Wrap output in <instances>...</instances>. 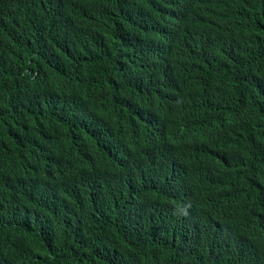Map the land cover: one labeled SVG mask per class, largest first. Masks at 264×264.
Wrapping results in <instances>:
<instances>
[{"label":"trees","instance_id":"16d2710c","mask_svg":"<svg viewBox=\"0 0 264 264\" xmlns=\"http://www.w3.org/2000/svg\"><path fill=\"white\" fill-rule=\"evenodd\" d=\"M263 252L264 0H0V264Z\"/></svg>","mask_w":264,"mask_h":264},{"label":"clouds","instance_id":"9594fccd","mask_svg":"<svg viewBox=\"0 0 264 264\" xmlns=\"http://www.w3.org/2000/svg\"><path fill=\"white\" fill-rule=\"evenodd\" d=\"M227 193H228V190H226L225 192V188H223L215 197V199H217L215 205L218 203V205L223 202L226 197H227ZM226 217H231V216H226ZM222 220H225V221H230V220H235V219H227V218H221ZM264 252L261 253V254H257V255H254V259L259 261L260 263L264 264ZM246 264H250L249 262H246Z\"/></svg>","mask_w":264,"mask_h":264}]
</instances>
